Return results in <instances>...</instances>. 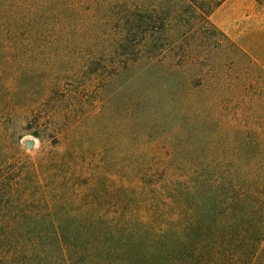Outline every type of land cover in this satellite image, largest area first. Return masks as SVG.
<instances>
[{
  "label": "rangeland",
  "instance_id": "374dc122",
  "mask_svg": "<svg viewBox=\"0 0 264 264\" xmlns=\"http://www.w3.org/2000/svg\"><path fill=\"white\" fill-rule=\"evenodd\" d=\"M27 2L75 8L61 11L54 35L30 27L11 38L25 47L0 63V162L45 178L46 164L72 154L77 170L64 173L74 183L60 184L70 207H122L141 190L143 161L185 165L226 157L227 148L245 158L255 133L263 146L264 0H226L211 24L201 11L207 4L186 0H0V15ZM126 9L152 23L151 66L125 67L112 54ZM145 45L140 37L132 43Z\"/></svg>",
  "mask_w": 264,
  "mask_h": 264
},
{
  "label": "trees",
  "instance_id": "16d2710c",
  "mask_svg": "<svg viewBox=\"0 0 264 264\" xmlns=\"http://www.w3.org/2000/svg\"><path fill=\"white\" fill-rule=\"evenodd\" d=\"M186 1L207 4V10L201 8L207 20L226 0ZM7 8L10 12L0 15V63L15 60L14 53L25 47L14 46L11 38L30 27L54 35L55 19L75 6L27 2ZM139 17L131 9L123 13L112 54L120 52L125 67L154 62L147 45L152 23ZM139 37L146 45L133 50ZM236 54L246 56L238 46ZM189 88L193 97V85ZM259 137L255 133L245 158H235L234 149L227 148L226 157L185 165L138 163L135 180L141 190L134 198L127 195L118 209L70 207L72 195L60 189L74 183L64 173L77 170L70 153L46 164L45 178L21 163L0 162V264H264V144ZM60 174L61 183L52 180ZM82 176L80 171L73 178L77 182Z\"/></svg>",
  "mask_w": 264,
  "mask_h": 264
},
{
  "label": "water",
  "instance_id": "95a60500",
  "mask_svg": "<svg viewBox=\"0 0 264 264\" xmlns=\"http://www.w3.org/2000/svg\"><path fill=\"white\" fill-rule=\"evenodd\" d=\"M27 145H28L29 147H31V146H33V142H32V141H28V142H27Z\"/></svg>",
  "mask_w": 264,
  "mask_h": 264
}]
</instances>
